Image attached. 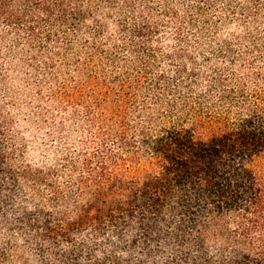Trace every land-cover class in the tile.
Segmentation results:
<instances>
[{
    "label": "trees",
    "instance_id": "1",
    "mask_svg": "<svg viewBox=\"0 0 264 264\" xmlns=\"http://www.w3.org/2000/svg\"><path fill=\"white\" fill-rule=\"evenodd\" d=\"M263 9L0 0L1 96L79 139L27 162L0 100V264H264Z\"/></svg>",
    "mask_w": 264,
    "mask_h": 264
},
{
    "label": "rangeland",
    "instance_id": "2",
    "mask_svg": "<svg viewBox=\"0 0 264 264\" xmlns=\"http://www.w3.org/2000/svg\"><path fill=\"white\" fill-rule=\"evenodd\" d=\"M262 11H264V9ZM254 26L255 27L253 28L261 27L260 20H257ZM163 31L164 32H158L153 37L152 46L155 50L166 52L169 46L174 45L173 43L174 37L170 34L169 30H163ZM166 37H169L168 43H166L167 41L164 40ZM194 55L197 58H199L197 53H194ZM157 62L159 69H169L171 67L168 66V64H166V62L163 61L161 58L157 59ZM4 88L5 90H9L10 95L12 97L9 96L6 99V101H4L3 97L0 94V100L5 105L6 111L10 112V114L12 115L11 116L12 124L14 125L13 128L20 134L22 142L24 143V148L20 153L22 155L24 154L22 158L25 161L31 162L33 164H41V163L44 165L52 164L53 157L52 156L47 157L48 153L46 152V149H53V151L55 152L59 151V153H61L63 152L62 150L65 149V147L74 148V145H76L79 142L78 137H76V139L73 142L66 145L63 144L66 141L64 134H62V132L59 131V132H55V134L53 135L50 134V130H48V128H45V126H43L40 122H38L36 116L33 114L36 110L35 103H31L27 99L25 103L22 102L23 106L21 108L17 106L21 103V99L15 100V96H14L15 93H17L16 91L19 89L17 83L9 84ZM31 90L32 92H34L36 89L32 88ZM10 106L13 108V110L9 108ZM52 108L56 110L54 107ZM15 109H17V111ZM58 117L59 116L57 114V119Z\"/></svg>",
    "mask_w": 264,
    "mask_h": 264
}]
</instances>
